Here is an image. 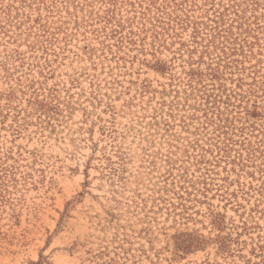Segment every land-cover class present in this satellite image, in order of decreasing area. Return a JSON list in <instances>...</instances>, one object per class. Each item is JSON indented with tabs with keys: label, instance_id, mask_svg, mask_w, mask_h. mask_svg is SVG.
Segmentation results:
<instances>
[{
	"label": "rangeland",
	"instance_id": "1",
	"mask_svg": "<svg viewBox=\"0 0 264 264\" xmlns=\"http://www.w3.org/2000/svg\"><path fill=\"white\" fill-rule=\"evenodd\" d=\"M0 264H264V0H0Z\"/></svg>",
	"mask_w": 264,
	"mask_h": 264
}]
</instances>
